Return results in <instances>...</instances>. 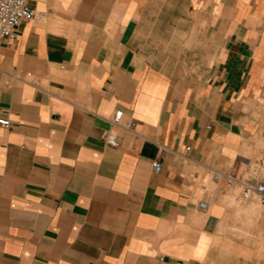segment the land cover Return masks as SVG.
Instances as JSON below:
<instances>
[{
  "label": "crops",
  "instance_id": "obj_1",
  "mask_svg": "<svg viewBox=\"0 0 264 264\" xmlns=\"http://www.w3.org/2000/svg\"><path fill=\"white\" fill-rule=\"evenodd\" d=\"M30 5L0 46V264H264L236 200L264 163V0Z\"/></svg>",
  "mask_w": 264,
  "mask_h": 264
},
{
  "label": "built area",
  "instance_id": "obj_2",
  "mask_svg": "<svg viewBox=\"0 0 264 264\" xmlns=\"http://www.w3.org/2000/svg\"><path fill=\"white\" fill-rule=\"evenodd\" d=\"M37 0H0V46L5 41H13L18 36V29L23 22L35 21L39 18L37 11L31 7V2ZM123 112L118 111L112 119V123L116 126H120L125 130H132L133 124L128 122L122 124L121 120ZM0 124L4 128H10L11 123L7 119H0ZM103 138L105 142L111 146L118 147L119 141L116 134L111 130L103 132ZM189 150V148H187ZM162 169V163L157 160L153 164V170L160 172ZM217 178L222 177V174H216ZM238 180L234 176L228 177V185L231 186L237 183ZM243 186L241 196L236 200H248L253 197H257L260 200L262 206H264V179L253 178L240 182ZM207 203L201 202L200 207L205 210L207 209Z\"/></svg>",
  "mask_w": 264,
  "mask_h": 264
},
{
  "label": "rangeland",
  "instance_id": "obj_3",
  "mask_svg": "<svg viewBox=\"0 0 264 264\" xmlns=\"http://www.w3.org/2000/svg\"><path fill=\"white\" fill-rule=\"evenodd\" d=\"M253 173L256 176L264 179V163L262 162L259 165H254L253 166ZM252 202L255 203V206H254V209H255L254 212L255 213L254 214H255L256 218L258 217L260 219V222H261V220L264 219V206L261 205L260 200L257 197H253ZM252 226L257 228L259 226V222L258 223H257V221L253 222Z\"/></svg>",
  "mask_w": 264,
  "mask_h": 264
}]
</instances>
